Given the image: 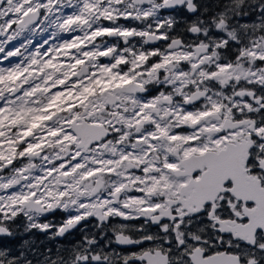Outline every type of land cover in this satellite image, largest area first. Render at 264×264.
Returning <instances> with one entry per match:
<instances>
[{"label": "snow or ice", "instance_id": "obj_1", "mask_svg": "<svg viewBox=\"0 0 264 264\" xmlns=\"http://www.w3.org/2000/svg\"><path fill=\"white\" fill-rule=\"evenodd\" d=\"M0 264H264V0H0Z\"/></svg>", "mask_w": 264, "mask_h": 264}, {"label": "flooded vegetation", "instance_id": "obj_2", "mask_svg": "<svg viewBox=\"0 0 264 264\" xmlns=\"http://www.w3.org/2000/svg\"><path fill=\"white\" fill-rule=\"evenodd\" d=\"M57 218H59V216H57ZM39 239H43L42 236H38ZM77 237L73 236L71 237L72 240H75ZM57 243H61V244H65L68 243V240H65L64 238H59L57 241Z\"/></svg>", "mask_w": 264, "mask_h": 264}]
</instances>
